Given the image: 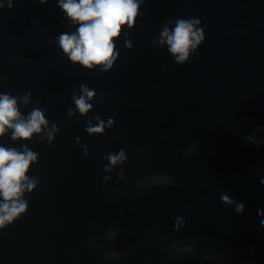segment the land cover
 I'll return each mask as SVG.
<instances>
[{
    "label": "water",
    "instance_id": "water-1",
    "mask_svg": "<svg viewBox=\"0 0 264 264\" xmlns=\"http://www.w3.org/2000/svg\"><path fill=\"white\" fill-rule=\"evenodd\" d=\"M0 5V93L24 120L38 108L47 121L26 140L0 135L37 154L26 175L38 181L0 229V264H264V141L247 138L264 128V0H143L107 72L59 46L79 27L59 0ZM190 18L204 40L181 64L162 29ZM82 84L95 91L85 114ZM97 116L105 128L89 134ZM121 149L127 161L105 172ZM159 173L174 183L157 186Z\"/></svg>",
    "mask_w": 264,
    "mask_h": 264
},
{
    "label": "clouds",
    "instance_id": "clouds-1",
    "mask_svg": "<svg viewBox=\"0 0 264 264\" xmlns=\"http://www.w3.org/2000/svg\"><path fill=\"white\" fill-rule=\"evenodd\" d=\"M41 2H46V0H41ZM142 3L143 0H59L58 6L79 25L75 33H65L58 37L59 46L73 62H78L89 69L93 65H102L101 71L107 72L112 68L118 55L114 52V38L119 37L122 26L125 24L131 27ZM9 7H11V0H9ZM199 24L200 21L196 18L177 19L171 31L167 27L162 29L161 43L166 40L170 46L169 51L177 63L182 64L187 61L190 49L194 51L204 40V31L195 27ZM80 88L83 95L79 98L73 96V101L79 112L85 114L92 108L88 100L92 99L95 91L83 84ZM23 101L27 104L28 97L25 96ZM69 114H72L71 109H69ZM95 119L98 121L95 126L90 121L88 122L86 131L89 134L102 133L105 128V123L100 120L99 116ZM112 123L113 118L109 117L108 126L111 127ZM46 124L44 113L40 109L34 108L28 119L24 120L17 109V98L7 93H0V135L4 134L6 128H12L14 129L12 133L14 140H26L33 133L40 132L41 125ZM49 140H51V133H49ZM85 155H90V153L86 151ZM36 158L37 154L26 147L21 152L15 148L0 146V196L4 199V202L0 203V229L11 224L27 209V201L20 197L25 187L31 191L38 182L26 175L30 163ZM105 159L109 163L104 171L110 172L112 166L124 163L128 157L125 150L121 149L118 153H109ZM123 175V170L117 174L118 178H122ZM168 177L169 175L165 173L157 174L156 179L160 182L157 186L172 185L174 181ZM103 179L108 180L110 177L104 176ZM260 183L264 185V179H261ZM221 201L226 205L234 204L235 212L238 214L244 212L245 204L235 201L227 194H221ZM259 214L264 216V212ZM185 223L183 217H177L174 221L175 231L185 226ZM261 223L264 224V220ZM190 251L191 249H185V252ZM116 255L119 253H113V256Z\"/></svg>",
    "mask_w": 264,
    "mask_h": 264
},
{
    "label": "rangeland",
    "instance_id": "rangeland-1",
    "mask_svg": "<svg viewBox=\"0 0 264 264\" xmlns=\"http://www.w3.org/2000/svg\"><path fill=\"white\" fill-rule=\"evenodd\" d=\"M248 138L254 141H263L264 140V128H257L253 132L248 134Z\"/></svg>",
    "mask_w": 264,
    "mask_h": 264
},
{
    "label": "trees",
    "instance_id": "trees-1",
    "mask_svg": "<svg viewBox=\"0 0 264 264\" xmlns=\"http://www.w3.org/2000/svg\"><path fill=\"white\" fill-rule=\"evenodd\" d=\"M247 138H248V135H247ZM250 139V138H249ZM252 140V139H251ZM264 141V140H263ZM263 141H260V142H263ZM256 142H258L259 143V141H256Z\"/></svg>",
    "mask_w": 264,
    "mask_h": 264
}]
</instances>
